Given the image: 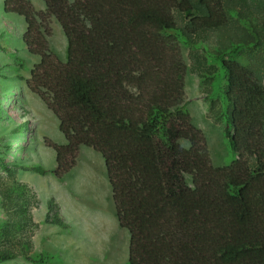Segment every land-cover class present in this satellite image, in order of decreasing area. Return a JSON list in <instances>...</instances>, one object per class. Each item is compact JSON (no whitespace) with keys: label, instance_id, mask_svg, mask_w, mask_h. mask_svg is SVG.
<instances>
[{"label":"trees","instance_id":"16d2710c","mask_svg":"<svg viewBox=\"0 0 264 264\" xmlns=\"http://www.w3.org/2000/svg\"><path fill=\"white\" fill-rule=\"evenodd\" d=\"M43 2L38 12L30 0H5L4 12L27 24L23 43L39 58L28 86L65 137L49 145L54 173L68 175L83 147L101 154L130 236L128 264H264V0ZM53 19L68 41L66 59L49 46ZM184 46L198 55L195 70L218 77L233 154L225 166L212 164L189 112ZM21 196L25 230L35 225L32 197ZM0 201L12 214L1 186ZM46 222L70 228L53 200ZM16 225L11 217L0 223V264L18 256L48 263L47 252L28 255L32 238Z\"/></svg>","mask_w":264,"mask_h":264},{"label":"rangeland","instance_id":"374dc122","mask_svg":"<svg viewBox=\"0 0 264 264\" xmlns=\"http://www.w3.org/2000/svg\"><path fill=\"white\" fill-rule=\"evenodd\" d=\"M4 1L0 0V186L12 195V214L6 212L0 201V223L11 217L17 224L16 233L32 238L33 251H28V255L47 252L52 256L46 264H128L130 236L119 224L101 154L83 147L68 175L60 179L54 173L56 153L49 145L63 144L65 137L56 116L28 86L31 70L39 58L23 43L27 29L24 18L5 13ZM30 2L38 12L45 9L43 0ZM50 26L49 46L66 59L67 38L56 20ZM183 54L189 67L185 87L189 112L206 137L212 164L225 166L232 161L233 154L219 117L218 77L194 69L198 55L190 48L184 46ZM240 60L247 62L244 57ZM9 90L24 104L19 105L22 102L14 96L18 103L11 99ZM35 165L47 172L40 174L29 169ZM23 190L31 194L29 209L36 225L25 230L18 224L21 215L28 214L20 208ZM51 200L69 229L46 222ZM5 264L36 263L18 256Z\"/></svg>","mask_w":264,"mask_h":264}]
</instances>
